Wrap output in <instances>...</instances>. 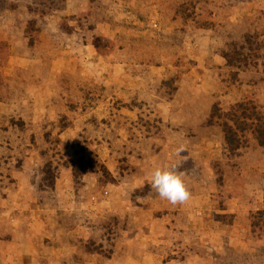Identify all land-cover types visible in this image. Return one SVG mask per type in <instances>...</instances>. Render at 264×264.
<instances>
[{
    "label": "rangeland",
    "instance_id": "obj_1",
    "mask_svg": "<svg viewBox=\"0 0 264 264\" xmlns=\"http://www.w3.org/2000/svg\"><path fill=\"white\" fill-rule=\"evenodd\" d=\"M239 104L264 116V0H0V264H131L143 225L161 264H264ZM180 143L174 206L148 177Z\"/></svg>",
    "mask_w": 264,
    "mask_h": 264
},
{
    "label": "clouds",
    "instance_id": "obj_2",
    "mask_svg": "<svg viewBox=\"0 0 264 264\" xmlns=\"http://www.w3.org/2000/svg\"><path fill=\"white\" fill-rule=\"evenodd\" d=\"M186 151L187 144L180 143L176 147L174 155L179 158ZM182 160L186 161L187 157L177 159L167 166L155 167L148 177L151 189L159 198L174 206L183 205L191 199V192L183 179L184 173L180 171Z\"/></svg>",
    "mask_w": 264,
    "mask_h": 264
},
{
    "label": "crops",
    "instance_id": "obj_3",
    "mask_svg": "<svg viewBox=\"0 0 264 264\" xmlns=\"http://www.w3.org/2000/svg\"><path fill=\"white\" fill-rule=\"evenodd\" d=\"M177 227V226H176ZM178 232V229H176ZM157 231L153 226H139L137 230L131 234V247L138 249L140 254H143L142 257H136L131 255V264H152L153 261H157L156 263L161 264L159 259L153 258L148 254L149 245L152 243H156ZM141 240L143 244H141ZM159 243H166V241L159 239ZM150 253V252H149ZM151 254V253H150ZM152 257V258H151ZM108 261H113L112 259H108ZM214 264L213 261H209V257H199V255L188 256L186 258H182L181 256L176 260H171V262L165 260L164 264Z\"/></svg>",
    "mask_w": 264,
    "mask_h": 264
},
{
    "label": "trees",
    "instance_id": "obj_4",
    "mask_svg": "<svg viewBox=\"0 0 264 264\" xmlns=\"http://www.w3.org/2000/svg\"><path fill=\"white\" fill-rule=\"evenodd\" d=\"M239 49L242 50V48ZM228 57L229 54L225 53L224 58L227 59L228 63H232L233 61L232 58L228 59ZM242 106H243L242 104L237 105V108H240L241 118L244 120L246 126L248 125V129L251 130V134L255 137L257 144L260 147L264 148V116L258 112L257 107L253 104L250 105V107H248V105L246 107H242ZM245 124L243 125L245 126ZM232 128L233 127L231 125H228L227 123L224 124L225 141L229 150L232 149L236 150L238 149L239 146L232 145V142L235 141V137H234L235 135L233 134V132L235 131Z\"/></svg>",
    "mask_w": 264,
    "mask_h": 264
}]
</instances>
